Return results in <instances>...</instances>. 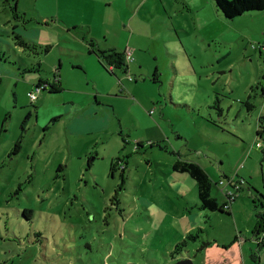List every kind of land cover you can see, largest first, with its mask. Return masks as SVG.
<instances>
[{
  "label": "rangeland",
  "instance_id": "374dc122",
  "mask_svg": "<svg viewBox=\"0 0 264 264\" xmlns=\"http://www.w3.org/2000/svg\"><path fill=\"white\" fill-rule=\"evenodd\" d=\"M110 49H128L136 71H106L97 54ZM258 141L264 8L0 0V264H209L206 241L231 223L199 209L172 165L199 163L217 200L215 182L229 190L237 174L253 195L235 199L259 200Z\"/></svg>",
  "mask_w": 264,
  "mask_h": 264
},
{
  "label": "crops",
  "instance_id": "0c3cea01",
  "mask_svg": "<svg viewBox=\"0 0 264 264\" xmlns=\"http://www.w3.org/2000/svg\"><path fill=\"white\" fill-rule=\"evenodd\" d=\"M137 64H139L140 66V63L137 62ZM108 68L112 71V73H114V70L117 69V68H113L112 66ZM120 69L125 70L129 74L131 73V71H136L134 70L136 68H134V66L130 64L126 66V69L125 68H120ZM152 76L154 81H158L157 74H153ZM59 88L61 89V87ZM257 160L261 162L259 156H257ZM179 161L196 162L193 159H188V158H182ZM179 173L176 174L182 178H186L187 176L190 177L187 173H186L187 176L183 174L184 172H179ZM244 174H246L247 175L246 177L249 178L253 176L252 171L249 169L245 170ZM261 174H264L262 165H261ZM233 178L234 181L237 179L241 180L243 182V185H241L242 186L241 189L243 190L244 186H247L250 195H253V187L252 185L249 184V182L245 178L237 177V174ZM219 180L215 182L216 186H218ZM229 188L231 189L232 186H229ZM258 194H260V191L258 192ZM217 201L221 204L225 203V200L223 199ZM261 206H262L261 201L256 200V198L255 200L235 199L233 202H231L229 206V213L228 214L226 213L227 214L226 218L228 222L231 223V226L228 229H226L225 233H222L221 235H213L212 239L209 240V242H211V246H210L211 248H209L210 249L209 264H264V240L262 245L259 246L258 241L256 240L255 236L252 233L256 225V214L258 211L262 209ZM254 250H256V253H253ZM175 260L177 259H173V262ZM204 264H208V263L204 261Z\"/></svg>",
  "mask_w": 264,
  "mask_h": 264
},
{
  "label": "trees",
  "instance_id": "16d2710c",
  "mask_svg": "<svg viewBox=\"0 0 264 264\" xmlns=\"http://www.w3.org/2000/svg\"><path fill=\"white\" fill-rule=\"evenodd\" d=\"M16 1V0H13ZM216 7L226 18H233L247 11L261 10L264 8V0H213ZM91 45L93 43L91 42ZM97 58L104 66V68L112 73L108 68H125L129 64L126 62L125 50L110 49L108 51H100L97 54ZM106 65L108 66L106 68ZM41 82V81H40ZM39 82V83H40ZM58 82V79H56ZM51 91H58L59 87L56 83L50 86ZM258 134L261 135L262 131L258 129ZM18 142L15 144V150L18 148ZM264 154V152H262ZM172 169L178 172L187 173L197 185L198 193V208L201 210L208 211H219L229 213L230 204L219 203L215 197L211 195V181L204 171V169L196 162L193 161H179L177 160L173 165ZM243 185V184H242ZM240 186L237 192L241 191ZM236 196L232 199L235 200ZM255 200V199H254ZM261 201V210L256 214V225L253 230V235L258 241V245L261 246L264 240V195H259ZM232 201V202H233ZM211 242L206 241L205 245H210Z\"/></svg>",
  "mask_w": 264,
  "mask_h": 264
},
{
  "label": "built area",
  "instance_id": "2783aa9c",
  "mask_svg": "<svg viewBox=\"0 0 264 264\" xmlns=\"http://www.w3.org/2000/svg\"><path fill=\"white\" fill-rule=\"evenodd\" d=\"M125 58H126L125 60L127 63L132 61V56H131V53L128 49L125 50ZM39 87H42V89H43L42 85H37L36 89H38ZM31 97L34 98L35 96L33 94H31ZM255 146L257 148L261 149L262 152H264V145H262L261 142H259V141L256 142ZM242 184H243V182L239 179H237L235 181H234V178L228 179V185L232 186V188L229 190H225L224 189L225 182L223 180L218 181V185L220 186L221 191L225 193V197H226L225 204H230L233 201L232 199L236 196L237 190Z\"/></svg>",
  "mask_w": 264,
  "mask_h": 264
},
{
  "label": "water",
  "instance_id": "95a60500",
  "mask_svg": "<svg viewBox=\"0 0 264 264\" xmlns=\"http://www.w3.org/2000/svg\"><path fill=\"white\" fill-rule=\"evenodd\" d=\"M171 264H193L192 260L189 257H181Z\"/></svg>",
  "mask_w": 264,
  "mask_h": 264
},
{
  "label": "flooded vegetation",
  "instance_id": "af4514ba",
  "mask_svg": "<svg viewBox=\"0 0 264 264\" xmlns=\"http://www.w3.org/2000/svg\"><path fill=\"white\" fill-rule=\"evenodd\" d=\"M53 84V83H52ZM38 85H42L43 89L47 87V85H49L47 82H43L41 81ZM51 88V87H50Z\"/></svg>",
  "mask_w": 264,
  "mask_h": 264
}]
</instances>
